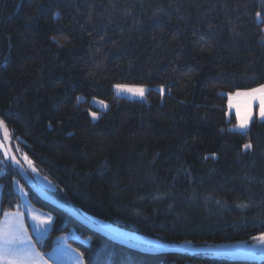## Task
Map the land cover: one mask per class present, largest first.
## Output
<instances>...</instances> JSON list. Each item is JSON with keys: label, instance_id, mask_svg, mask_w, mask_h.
Wrapping results in <instances>:
<instances>
[{"label": "trees", "instance_id": "1", "mask_svg": "<svg viewBox=\"0 0 264 264\" xmlns=\"http://www.w3.org/2000/svg\"><path fill=\"white\" fill-rule=\"evenodd\" d=\"M260 83L264 0H0V121L54 182L47 193L98 226L194 248L264 234V120L239 131L228 109ZM116 85L148 92L130 100ZM7 156L0 219L22 210L20 181L55 218L42 253L68 236L85 264H264L118 243L43 199Z\"/></svg>", "mask_w": 264, "mask_h": 264}, {"label": "crops", "instance_id": "2", "mask_svg": "<svg viewBox=\"0 0 264 264\" xmlns=\"http://www.w3.org/2000/svg\"><path fill=\"white\" fill-rule=\"evenodd\" d=\"M244 92V91H239ZM235 94V93H234ZM232 94V108L228 109L236 116V105H241V110L243 111V106L246 102V97L240 96L236 97ZM229 104V99H228ZM257 116L259 119V106L258 102L252 105V119L250 120L248 127L245 129H240L236 125V130L245 131L249 128L252 123L254 117ZM264 120V119H262ZM6 151H4L1 143H0V159L7 158ZM2 173L0 171V177ZM15 189L19 194L22 200V210H16L5 213L0 219V228H4L9 224H18L22 225V227L26 230V236L31 237L33 241V251L35 256L33 259L29 261V264H85L82 255L73 248L68 243V236H63L59 239V242L52 249V251L48 253H42L37 244L36 240H40L41 237L37 234V230H41L44 232L43 238L48 235V233L52 230L55 218L50 213L44 212L38 208H36L30 201L28 193L24 186L20 181H15L14 183ZM2 197V188L0 187V203ZM42 238V239H43Z\"/></svg>", "mask_w": 264, "mask_h": 264}, {"label": "snow or ice", "instance_id": "3", "mask_svg": "<svg viewBox=\"0 0 264 264\" xmlns=\"http://www.w3.org/2000/svg\"><path fill=\"white\" fill-rule=\"evenodd\" d=\"M260 13H257V17ZM119 92H128L134 95L143 97L145 89L143 87H127L123 85H116ZM236 97H246V102L241 110V105L237 104L236 107V119L237 127L245 129L248 127L250 120L252 119V105L258 102L259 116L264 119V83L258 84L256 87H250L244 92H236ZM229 108H232V94L229 95ZM11 115V114H9ZM93 118H96V113H92ZM3 121H0V126L3 125ZM245 149L251 148V144H245ZM44 232L37 230V234L43 238ZM125 234L117 233L114 238H123ZM264 243V234L254 237ZM40 241H37L39 243ZM147 246H158L153 242H146ZM190 243V242H189ZM216 254H228V253H216ZM35 253L33 251V241L31 237L26 236V230L22 225L9 224L4 228H0V264H29V261L33 259Z\"/></svg>", "mask_w": 264, "mask_h": 264}, {"label": "water", "instance_id": "4", "mask_svg": "<svg viewBox=\"0 0 264 264\" xmlns=\"http://www.w3.org/2000/svg\"><path fill=\"white\" fill-rule=\"evenodd\" d=\"M0 129L2 132V138H3L4 144H5L7 153L9 155V158L12 161V163L15 165L17 170L19 171L22 179L26 182V184L32 190H34L37 194H39L43 199H45L46 201H48L51 204L61 208L62 210L66 211L68 214H70L72 217L77 219L78 221H80V222L88 225L89 227L95 229L96 231L102 233L103 235L110 238L111 240H114L118 243L130 246L132 248H135V249H138L140 251L147 252V253H155V254L166 253V252L201 253V254H207V255L221 256V257H225V258H228L231 260L234 259V260H239V261H243V262H264V255L257 256V257H249V256H245L243 254H240L238 252L231 251V250L224 248V247H221V246L197 247V248L187 247V246H167L164 248L155 249V248H148V247H143V246H140L137 244H133V243L128 242L122 238H120V239L114 238L115 237L114 234H112V233L106 231L105 229H103L102 227L88 221L82 215H80V213L78 211L67 206L66 204H63V203L55 200L45 190H43L40 186H38L37 183L35 182L34 178L27 171L24 164L20 161V159L18 158V156L14 152L12 144H11V139H10L9 133H8L7 128H6L4 123L2 126H0ZM216 253H228V254H216Z\"/></svg>", "mask_w": 264, "mask_h": 264}, {"label": "rangeland", "instance_id": "5", "mask_svg": "<svg viewBox=\"0 0 264 264\" xmlns=\"http://www.w3.org/2000/svg\"><path fill=\"white\" fill-rule=\"evenodd\" d=\"M123 86L143 87L145 89L144 96L140 97L139 95H134V94L128 93V92H119L115 86L114 90L118 96L128 98L130 100H142V99H144L146 93L148 92V87H146V86H129V85H123ZM94 104L103 110L108 108V104L106 102L94 100ZM97 117H98V115L96 114V118ZM0 143H1L4 151H6V154H7V150H6L3 138H2L1 129H0ZM21 159H22V163L24 164L25 168L32 175V177L34 178V180L38 186H40L46 192L54 191L56 189L54 182L52 180H50L47 176L43 175L38 170V168L35 166L34 162L27 155H22ZM99 224H100V227H102L103 229H105L106 231H108L114 235H116L117 233L125 234L122 239H124L128 242H131L133 244H137V245H140L143 247H148V248H155V249L167 247L166 243L162 239L151 237V236L141 234V233H137V232H133V231H129V230L120 228L116 225H113L111 223L104 222V221H100ZM146 242H153L154 244H156L158 246L149 247V246H147ZM223 247L227 248L231 251H235V252H238L240 254H243L245 256H249V257H257V256L264 255V243H262L261 241H259L257 239H255L251 242H248V241L229 242V243L225 244Z\"/></svg>", "mask_w": 264, "mask_h": 264}]
</instances>
